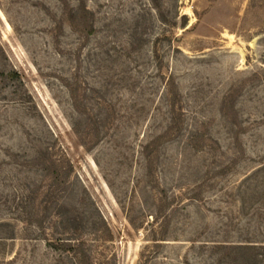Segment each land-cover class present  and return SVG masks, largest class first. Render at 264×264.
Masks as SVG:
<instances>
[{"label":"rangeland","instance_id":"rangeland-1","mask_svg":"<svg viewBox=\"0 0 264 264\" xmlns=\"http://www.w3.org/2000/svg\"><path fill=\"white\" fill-rule=\"evenodd\" d=\"M0 264H264V0H0Z\"/></svg>","mask_w":264,"mask_h":264},{"label":"trees","instance_id":"trees-1","mask_svg":"<svg viewBox=\"0 0 264 264\" xmlns=\"http://www.w3.org/2000/svg\"><path fill=\"white\" fill-rule=\"evenodd\" d=\"M238 248L242 249V250H252V249H255L257 248L256 244H253V243H245V244H242V243H239L238 245ZM251 257V258H255L257 256V254H254V253H249L248 255L244 252L241 254V257L246 260L247 257Z\"/></svg>","mask_w":264,"mask_h":264}]
</instances>
